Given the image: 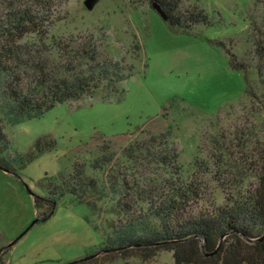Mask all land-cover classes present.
I'll list each match as a JSON object with an SVG mask.
<instances>
[{
  "label": "rangeland",
  "instance_id": "1",
  "mask_svg": "<svg viewBox=\"0 0 264 264\" xmlns=\"http://www.w3.org/2000/svg\"><path fill=\"white\" fill-rule=\"evenodd\" d=\"M178 1L181 12L203 9L210 25L175 30L152 0H96L91 9L84 0H58L53 20L19 40L28 49L16 61L30 62L17 65L18 82L28 92L35 85L32 59L62 73L70 64L84 67L83 56L94 49L96 61L118 59L132 69L120 83V98L86 96L38 117L15 120L0 99V156L15 169L0 167V243L17 247L8 254L13 264H173L167 250L148 260L108 255L117 227L132 219L139 229L148 221V191L160 193L176 176L195 179L203 187L196 210L203 211L258 184L264 169V64L258 65L255 42L258 29L264 31V8L253 0ZM218 41L247 64L249 90ZM165 153L174 155L173 165L157 160ZM73 168L98 189L125 179L129 195L106 189L90 198L94 209L64 195L48 218L27 228L36 218L33 196L46 195L47 184L57 194ZM121 197L131 210L117 215Z\"/></svg>",
  "mask_w": 264,
  "mask_h": 264
},
{
  "label": "trees",
  "instance_id": "2",
  "mask_svg": "<svg viewBox=\"0 0 264 264\" xmlns=\"http://www.w3.org/2000/svg\"><path fill=\"white\" fill-rule=\"evenodd\" d=\"M57 1L0 0V99L15 120L38 117L58 103L86 96L120 98L124 92L120 83L128 78L132 67L118 59L98 62L95 60L94 49L83 56L87 60L84 67L70 64L65 66L62 73L46 70L41 63L34 65L32 59V68L36 72L35 85L29 92L25 91L23 85H19L21 78L16 68L30 62V58L16 61L17 56L28 49L19 40L26 33L39 32L53 20ZM152 1L161 6L166 14L164 21L175 30L190 32L195 25H210L207 13L201 8L193 7L181 12L178 0ZM253 2L262 4L264 8V0ZM218 43L229 57L228 66L241 72L245 90H249L247 64L236 60L222 41ZM255 52L259 59L258 65L262 66L264 31L261 29H258ZM2 57L4 61L14 60L15 64L1 63ZM2 138L0 129V140ZM40 141H36V147ZM174 159V155L167 156L166 153L157 157L165 166L173 165ZM0 167L15 172L1 156ZM262 172L257 185L227 194L223 205L209 210H196L203 187L195 179L183 181L176 176L175 180L167 182L160 193L148 191L144 195L147 204V218L144 220L148 221L139 229L132 219L128 224L120 225L122 229L117 227L116 237L106 246H110L107 248L108 255L112 258L118 254L131 255L148 260L157 251L167 250L172 252L173 264H264V238L257 240L264 234V169ZM85 179L82 172L73 168L62 180V187L57 194L49 191V184L45 185L46 195L33 196L36 222L48 218L53 204L64 195L76 196L77 202L91 209H94L96 203L90 198L97 199L106 189L122 197L129 195L127 190H130V185L125 179L114 178L108 181L105 189H98L94 180ZM79 194H87L89 197L81 200ZM122 197L115 204L117 215L131 210L130 201ZM150 218L155 219L157 224ZM11 244L1 247L0 252Z\"/></svg>",
  "mask_w": 264,
  "mask_h": 264
},
{
  "label": "water",
  "instance_id": "3",
  "mask_svg": "<svg viewBox=\"0 0 264 264\" xmlns=\"http://www.w3.org/2000/svg\"><path fill=\"white\" fill-rule=\"evenodd\" d=\"M95 1H96V0H84V5H85V7H86L87 9H91ZM152 6H153V8H154V9L160 14V16H161L163 19H166V14H165V12L163 11V9L161 8V6H160L157 2L153 1V2H152ZM54 208H55V203L53 204V208H52L51 213L49 214V216L53 213ZM36 221H37V218H35V219L31 222L30 225H33ZM25 231H26V230H25ZM263 238H264V234H263L261 237H259L257 240H261V239H263ZM107 251H108V249H107ZM215 251H216V249H215ZM96 254H97V253H95V254H88V255H85V256L82 257V258H79V259H77V260H75V261H72L71 263H77V262H81V261H83V260H87V259L92 258L93 256H95ZM208 254H209V253H208ZM66 264H70V263H66Z\"/></svg>",
  "mask_w": 264,
  "mask_h": 264
},
{
  "label": "crops",
  "instance_id": "4",
  "mask_svg": "<svg viewBox=\"0 0 264 264\" xmlns=\"http://www.w3.org/2000/svg\"><path fill=\"white\" fill-rule=\"evenodd\" d=\"M35 214H36V212H35ZM7 245H9V244L1 245V243H0V249H1V247L7 246ZM11 246L8 247L6 250L0 252V264H13L11 258H8V254H10L11 252L13 253L17 247H15V249L13 251V248Z\"/></svg>",
  "mask_w": 264,
  "mask_h": 264
}]
</instances>
